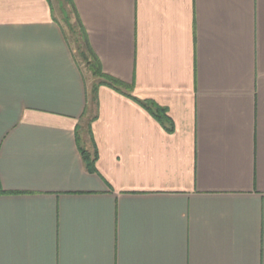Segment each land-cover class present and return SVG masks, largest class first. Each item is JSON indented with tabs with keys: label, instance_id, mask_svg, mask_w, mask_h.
<instances>
[{
	"label": "crops",
	"instance_id": "crops-1",
	"mask_svg": "<svg viewBox=\"0 0 264 264\" xmlns=\"http://www.w3.org/2000/svg\"><path fill=\"white\" fill-rule=\"evenodd\" d=\"M72 1L127 87L0 0V264H264V0Z\"/></svg>",
	"mask_w": 264,
	"mask_h": 264
},
{
	"label": "trees",
	"instance_id": "trees-1",
	"mask_svg": "<svg viewBox=\"0 0 264 264\" xmlns=\"http://www.w3.org/2000/svg\"><path fill=\"white\" fill-rule=\"evenodd\" d=\"M69 4L73 6L74 9V4L72 0H66ZM70 28L72 29L73 32H75L79 38L78 42H80L79 45V56L82 58V60H85L86 65L89 67V69L92 71V74L94 77H96V81L93 84V93H92V103L96 104L97 103V89L101 85H108L120 92H124L122 90L123 87H127L126 83L106 74L103 69L102 65L100 64L99 60L96 58L94 53L92 52L89 42H88V37L85 33V31L82 28V25L79 21V19H76L75 23L70 24ZM78 56V55H77ZM134 98L137 102H139L143 107H145L147 110H149L151 113L153 112L152 108V101L149 100H141L136 97ZM160 110V108H157V111ZM162 110V109H161ZM156 117L160 120H162L163 115H159L155 112H153ZM91 122V121H90ZM90 122L88 123V131L91 133V124ZM79 139V138H78ZM82 154L84 161L86 163V166L88 167L89 170L95 171L96 167V156L90 153L86 149H82Z\"/></svg>",
	"mask_w": 264,
	"mask_h": 264
},
{
	"label": "rangeland",
	"instance_id": "rangeland-1",
	"mask_svg": "<svg viewBox=\"0 0 264 264\" xmlns=\"http://www.w3.org/2000/svg\"><path fill=\"white\" fill-rule=\"evenodd\" d=\"M54 3V6L56 8V14L59 19V21L64 26L72 45L75 49L76 55H78V59L80 62L85 66L86 62L85 60H82V58L79 56V45L80 42H78L79 35H75L72 29L70 28V24L75 23V20L73 18L72 11L70 9V5L66 0H52ZM87 66V65H86Z\"/></svg>",
	"mask_w": 264,
	"mask_h": 264
}]
</instances>
